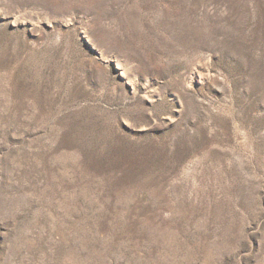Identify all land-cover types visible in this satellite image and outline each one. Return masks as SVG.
Listing matches in <instances>:
<instances>
[{
    "label": "rangeland",
    "instance_id": "1",
    "mask_svg": "<svg viewBox=\"0 0 264 264\" xmlns=\"http://www.w3.org/2000/svg\"><path fill=\"white\" fill-rule=\"evenodd\" d=\"M0 264H264V0H0Z\"/></svg>",
    "mask_w": 264,
    "mask_h": 264
}]
</instances>
